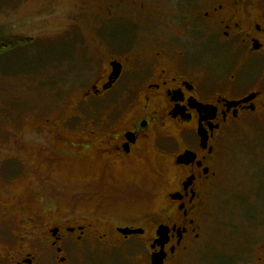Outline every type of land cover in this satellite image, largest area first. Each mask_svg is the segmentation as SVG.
Returning a JSON list of instances; mask_svg holds the SVG:
<instances>
[{
	"label": "flooded vegetation",
	"instance_id": "af4514ba",
	"mask_svg": "<svg viewBox=\"0 0 264 264\" xmlns=\"http://www.w3.org/2000/svg\"><path fill=\"white\" fill-rule=\"evenodd\" d=\"M62 5L72 13L58 34L60 46L68 48L63 56L82 36V26L93 25L107 44V59L70 108L41 119L24 143L38 149L51 174L53 164L72 159L86 161L89 175L70 193L67 214L60 215L48 199L33 219L23 215L24 208L31 211V197L0 204V221L9 224L17 212L22 230L32 223L35 229L47 227L33 240L45 251L5 253L0 264H37L43 255L54 264H70L69 251L115 248L132 239L146 246V264L160 252L164 264H172L204 234L224 141L252 134L264 153V0H62ZM137 46L145 49L138 54ZM162 180L155 206L117 217L108 211L124 201L134 207L157 200ZM55 183L53 176L44 193L66 196L68 189ZM96 198L92 209L74 212V206ZM161 228L167 230L166 243L154 249ZM262 249L257 264H264Z\"/></svg>",
	"mask_w": 264,
	"mask_h": 264
},
{
	"label": "rangeland",
	"instance_id": "374dc122",
	"mask_svg": "<svg viewBox=\"0 0 264 264\" xmlns=\"http://www.w3.org/2000/svg\"><path fill=\"white\" fill-rule=\"evenodd\" d=\"M76 6L73 2L71 11ZM68 8L62 0H0V29L14 38L32 41L0 58V204L9 199L22 204L31 197V211L23 210L25 219L43 212L42 199L56 204L60 215L69 213L70 193L82 186L89 175L86 161L72 159L53 164L51 174L38 149L26 144L41 119L56 117L70 108V101L98 79L107 59V44L95 36L93 25L82 26V36L71 42L70 53L63 56L68 48L60 46L63 40L58 34L62 33L61 26L70 23L68 14L72 13ZM144 49L137 46V53ZM222 152V173L208 200L204 234L199 243L172 264H257L259 260L264 247V153L252 134L227 138ZM10 160L13 164L6 167L4 163ZM32 165L35 169L27 176ZM25 173L26 178L22 177ZM53 176L58 188L68 189L66 196L55 199L44 193L53 183ZM5 181L10 182L4 184ZM163 186V180L159 181V197L155 201L130 205L134 207L124 201L108 211L116 217L136 208L137 212H144L161 200ZM98 201L96 198L91 205H76L74 212L88 211ZM16 214L9 224L5 219L0 221V259L5 253L15 257L23 251L32 256L45 251L38 250L40 245L33 240L47 227L35 229L32 223L22 230V217ZM48 219L44 218V224H48ZM147 255L146 246L138 239L126 245L116 244L115 248L69 251L70 264H146ZM37 264L54 262L43 255Z\"/></svg>",
	"mask_w": 264,
	"mask_h": 264
},
{
	"label": "trees",
	"instance_id": "16d2710c",
	"mask_svg": "<svg viewBox=\"0 0 264 264\" xmlns=\"http://www.w3.org/2000/svg\"><path fill=\"white\" fill-rule=\"evenodd\" d=\"M32 42L28 39L14 38L0 29V58L16 51L18 48L27 46Z\"/></svg>",
	"mask_w": 264,
	"mask_h": 264
},
{
	"label": "water",
	"instance_id": "95a60500",
	"mask_svg": "<svg viewBox=\"0 0 264 264\" xmlns=\"http://www.w3.org/2000/svg\"><path fill=\"white\" fill-rule=\"evenodd\" d=\"M120 233L129 236L133 234H141L138 231H130V230H120ZM159 240L155 242L154 244V249L156 248L157 245L163 246L166 243V238H167V230L164 228H161L158 232ZM165 260V255L163 252L156 253L153 256L152 264H164Z\"/></svg>",
	"mask_w": 264,
	"mask_h": 264
}]
</instances>
